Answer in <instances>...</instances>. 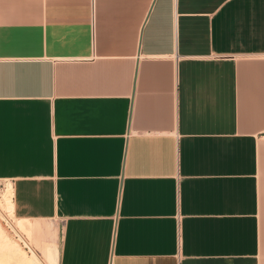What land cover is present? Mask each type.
Segmentation results:
<instances>
[{
  "label": "crops",
  "instance_id": "crops-1",
  "mask_svg": "<svg viewBox=\"0 0 264 264\" xmlns=\"http://www.w3.org/2000/svg\"><path fill=\"white\" fill-rule=\"evenodd\" d=\"M0 182L49 264H264V0H0Z\"/></svg>",
  "mask_w": 264,
  "mask_h": 264
},
{
  "label": "rangeland",
  "instance_id": "rangeland-1",
  "mask_svg": "<svg viewBox=\"0 0 264 264\" xmlns=\"http://www.w3.org/2000/svg\"><path fill=\"white\" fill-rule=\"evenodd\" d=\"M9 188H10L9 183L0 182V208H2V210L4 211V214H1V212H0V224H1L2 228L4 229V231L7 232L6 234L9 236L11 241L14 242L17 246L19 245L20 250L22 252H24V254L28 258H32L34 256L32 249H34L33 247H35V246L37 247V243H36L35 239L31 235V232L29 231L27 224L23 221H17L15 219V216L12 215L11 212L5 207V206H7L6 196L9 195V194H7L9 191ZM9 198L12 200V195ZM19 222L20 223L23 222L26 225L24 224V226H23L22 224H19ZM20 227H21V229H20ZM40 252L41 253L36 252L38 254L39 258L42 261H44V263L49 264V263H47L45 257H43L42 250H40ZM7 254H11V255L8 256ZM6 255L8 257L5 256L6 257L4 259L5 262L2 264H6V263L7 264H13V263L14 264H17V263L22 264V263H19V260H21V256H18L19 254H16V252H15V255H14L13 251H10L8 253L6 252ZM10 256H12V257H10ZM7 258L10 259V260L8 259V262H7ZM0 262H3V258H2V261L0 260Z\"/></svg>",
  "mask_w": 264,
  "mask_h": 264
},
{
  "label": "bare ground",
  "instance_id": "bare-ground-1",
  "mask_svg": "<svg viewBox=\"0 0 264 264\" xmlns=\"http://www.w3.org/2000/svg\"><path fill=\"white\" fill-rule=\"evenodd\" d=\"M9 194L8 196L10 197L12 195V188H11V185H10V188H9V191L8 193ZM6 196V202H7V206H5L10 212L12 215H14V209H13V203H12V200ZM6 211V210H5ZM0 212L1 214H4V211L2 210V208H0ZM19 224H22L24 226L25 223H20ZM26 225V224H25ZM16 227V226H15ZM14 228V227H13ZM24 228V227H23ZM21 229V227H20ZM27 229V228H26ZM28 230V229H27ZM26 230V231H27ZM7 232L4 231V229L2 228L1 224H0V260L2 261V258H3V262H0V264L4 263L5 262V256H9L11 254H7L6 255V252H10V251H13L14 255H15V252L16 254H19L18 256H21V260H19V263H22V264H45L44 261H42L38 254L36 253V251L34 249H32V252L34 253V256L32 258H28L24 252H22L19 248V245L17 246L14 242L11 241V239L9 238V236L6 234ZM7 256V257H8ZM12 257V256H10ZM8 259L7 258V262H8ZM10 260V259H9ZM12 261V260H11ZM10 263V262H9ZM7 264V263H6ZM14 264V263H13ZM18 264V263H17Z\"/></svg>",
  "mask_w": 264,
  "mask_h": 264
}]
</instances>
